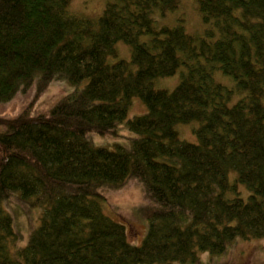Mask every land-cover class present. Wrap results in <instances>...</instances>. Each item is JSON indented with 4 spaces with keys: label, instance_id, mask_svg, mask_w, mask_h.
I'll return each instance as SVG.
<instances>
[{
    "label": "trees",
    "instance_id": "16d2710c",
    "mask_svg": "<svg viewBox=\"0 0 264 264\" xmlns=\"http://www.w3.org/2000/svg\"><path fill=\"white\" fill-rule=\"evenodd\" d=\"M197 1L192 33L156 22L179 0H108L97 16L73 0H0V264H198L264 238V0ZM56 78L76 87L34 111ZM134 96L147 111L128 117ZM193 121L196 140L182 138ZM124 126L128 145L89 137ZM134 182L149 223L139 245L103 209ZM13 197L42 210L24 245Z\"/></svg>",
    "mask_w": 264,
    "mask_h": 264
},
{
    "label": "rangeland",
    "instance_id": "374dc122",
    "mask_svg": "<svg viewBox=\"0 0 264 264\" xmlns=\"http://www.w3.org/2000/svg\"><path fill=\"white\" fill-rule=\"evenodd\" d=\"M108 0H73L72 9L90 16L99 15ZM179 6L176 9L170 10L165 16L158 15L156 22L158 25H175L178 21L183 20L186 29L189 32H202L204 24L201 13L198 9L197 0H179ZM143 38H146L144 36ZM119 58L130 59L131 51L129 45L123 41L118 44ZM117 58H111L116 60ZM217 80L227 85L233 84L231 76L217 69L215 72ZM180 79V71L177 73L161 77L157 86H164L172 89ZM84 84V83H82ZM75 84L67 79H53L48 90L40 96L34 104V111L46 109L55 103L61 96L74 90ZM147 111V105L139 97L134 96L132 104L129 108L128 117ZM198 126L197 121L190 124L178 123L182 138L195 141L196 135L194 128ZM132 133L126 126L121 128L119 135L107 134L101 135L98 133H90L89 137L96 146H104L110 149L116 148L117 144L128 145L129 139L127 136ZM107 200L103 204L105 213L114 219L123 222L129 230V239L133 244L139 245L142 243L144 236L148 230V219L144 217L141 211L143 203V188L141 183L134 182L127 187L116 192L106 191ZM6 208L12 212L15 217V226L20 233L21 240L19 245H24L28 239L29 232L37 225L40 208L28 206L20 199L13 197L5 203ZM179 264V263H178ZM191 264V263H185ZM198 264H264V238L260 239H242L236 238L229 249L219 255H213L208 251L200 254V262Z\"/></svg>",
    "mask_w": 264,
    "mask_h": 264
}]
</instances>
